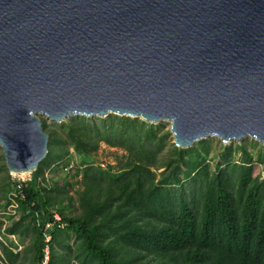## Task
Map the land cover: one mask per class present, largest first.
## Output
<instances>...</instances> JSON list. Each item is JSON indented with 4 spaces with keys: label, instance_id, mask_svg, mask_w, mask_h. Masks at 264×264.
<instances>
[{
    "label": "water",
    "instance_id": "1",
    "mask_svg": "<svg viewBox=\"0 0 264 264\" xmlns=\"http://www.w3.org/2000/svg\"><path fill=\"white\" fill-rule=\"evenodd\" d=\"M51 122L118 114L264 146V0H0V147L47 157Z\"/></svg>",
    "mask_w": 264,
    "mask_h": 264
},
{
    "label": "trees",
    "instance_id": "2",
    "mask_svg": "<svg viewBox=\"0 0 264 264\" xmlns=\"http://www.w3.org/2000/svg\"><path fill=\"white\" fill-rule=\"evenodd\" d=\"M105 118L102 122L108 142L117 139V144L128 150L138 146L129 171L133 175L123 173L114 181L115 198L122 207L107 218L108 234L98 236L88 220L67 216L61 208H49L36 183L37 168L30 180L19 183L17 206L42 222L51 220L58 211L65 228L81 237L99 264H122L115 259L112 247L135 253L138 259L156 256L161 264H264V180L257 182L250 166L231 164L215 172L202 166L195 171L209 152L201 141L197 148L171 143L167 156L160 160L157 145L162 144V137L156 134L163 124L117 114ZM90 125L84 118L67 122L79 143L90 138ZM42 126L46 132L44 123ZM162 135L169 137L171 133L164 130ZM161 167V179L155 182L150 169ZM142 172L149 176L143 178ZM55 231L58 229L52 232L50 264ZM104 239L109 240L105 245ZM42 245L37 228L36 264Z\"/></svg>",
    "mask_w": 264,
    "mask_h": 264
},
{
    "label": "rangeland",
    "instance_id": "3",
    "mask_svg": "<svg viewBox=\"0 0 264 264\" xmlns=\"http://www.w3.org/2000/svg\"><path fill=\"white\" fill-rule=\"evenodd\" d=\"M106 116L73 115L60 122H51L47 117L39 115L50 136L47 139V157L37 167V186L48 201L49 208L52 210L61 208L67 216L88 220L98 236L108 234L107 218L116 210L121 211L122 206L115 198L117 194L113 184L116 176L127 172L128 176L133 175L129 171L134 166V152L138 149L135 145L128 150L117 144V139H111L112 142L106 140L107 130L102 122ZM73 118L77 120L84 118L91 122L90 138L79 143L67 127V122ZM157 123L163 124L156 134L162 137V144L157 145L158 159L162 160L167 156L170 144L174 142L172 135L169 137L162 135L164 130H169V123L160 121L153 124ZM135 136L137 138V135H133L132 138ZM199 141L208 147L209 152L195 171L206 166L210 172H215L231 164H237L250 166L251 176L257 182L264 180V146L261 142L250 137L223 142L217 136H207L189 147L197 148ZM248 155L251 157L250 160H247ZM70 160L73 161V165L66 172L64 165ZM163 169L164 167L150 169L155 175V182L161 179ZM26 174L22 176L9 172L0 147V264H36V216L29 210L17 206V183L30 180L32 177V172ZM141 176L147 178L149 175L142 172ZM53 236L52 264H99L86 250L78 234L65 228L55 231ZM102 242L105 245L109 240L104 239ZM112 248L115 259L122 264L162 263L153 255L138 259L135 253L117 247Z\"/></svg>",
    "mask_w": 264,
    "mask_h": 264
},
{
    "label": "built area",
    "instance_id": "4",
    "mask_svg": "<svg viewBox=\"0 0 264 264\" xmlns=\"http://www.w3.org/2000/svg\"><path fill=\"white\" fill-rule=\"evenodd\" d=\"M73 165V161L70 160L69 163L66 162L64 165V170L67 172ZM22 182V181H21ZM19 183H17V187H19ZM36 226L39 229L42 237V254L38 264H50L51 259V240H52V232L54 229H64L66 226V222L61 219V216L58 212H54L51 220H47L42 222L41 218L36 216Z\"/></svg>",
    "mask_w": 264,
    "mask_h": 264
},
{
    "label": "bare ground",
    "instance_id": "5",
    "mask_svg": "<svg viewBox=\"0 0 264 264\" xmlns=\"http://www.w3.org/2000/svg\"><path fill=\"white\" fill-rule=\"evenodd\" d=\"M40 114L48 118V116L45 115L44 113H40ZM48 119H49V118H48ZM26 173H29V172H21V173H13V172H12V174H17V175H18V174H21L22 176H23L24 174H26ZM26 175H27V174H26Z\"/></svg>",
    "mask_w": 264,
    "mask_h": 264
}]
</instances>
